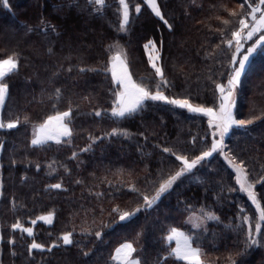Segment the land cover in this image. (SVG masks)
Listing matches in <instances>:
<instances>
[{
    "label": "trees",
    "instance_id": "1",
    "mask_svg": "<svg viewBox=\"0 0 264 264\" xmlns=\"http://www.w3.org/2000/svg\"><path fill=\"white\" fill-rule=\"evenodd\" d=\"M77 2L84 11L67 4V0H9L10 8L4 7L0 0V58L14 50L21 55L19 70L4 79L9 92L3 118L19 117L21 123L13 129H0V140L5 145L0 151L4 192L0 199V231L5 238L0 242V261L3 264H119L112 259L115 249L125 241H132L137 249L134 256L139 255L142 264L145 259L153 264L158 251L166 253L169 245L173 247L164 239L168 228L173 226L200 236L198 243L204 249L202 258L207 264H230V253L237 264L241 261L264 264V247L253 246L246 255H237L243 248V231L238 234L226 225L236 224L241 215H251L255 223L258 213L247 195L239 191L234 170L224 155L217 153L198 166L191 176L174 185L152 209L142 210L111 228H103L102 239L80 231L90 227L100 230L101 220L112 223L116 219L112 212L115 205L130 209L142 203L139 194L126 187L127 183L134 182L142 191H150L149 180L157 179L159 169L168 172L178 167L175 158L164 153L160 146L198 154L205 147L201 138L209 132L204 114L162 101H146V106L133 116H112L107 110L113 106L117 88L111 72L81 71L80 67L110 68L113 53L126 52L133 79L155 91L158 77L149 64L144 44L155 39L160 46L162 38L161 60L170 85L161 90L169 96H187L194 104L217 106L218 91L213 81L223 79L220 73L226 69L219 65H226L227 57H221L214 49L220 36L213 32L222 26L214 17L223 13L209 5L232 7L240 0H158L173 30L166 27L145 0H129L130 6L139 3L142 10L139 14L131 12L127 32L119 31L118 0H107L109 6L102 16L92 12L89 0ZM42 19L55 25V30L45 28ZM27 26L37 30L27 32ZM109 45H112L111 51ZM57 88L61 91L59 98L54 95ZM69 101L73 105L71 139L32 145L33 126L43 123L56 111L66 110ZM94 108L105 112L95 116ZM262 111L264 52L258 49L242 74L234 113L237 119L253 115L260 118L246 128L233 127L225 138L228 149L245 160L253 180L264 175ZM25 115L27 121L23 119ZM114 127L127 129L131 135L108 136ZM89 134L101 139L93 142ZM193 136L195 146L191 143ZM210 141L209 136L207 143ZM86 145H90L89 150L80 152ZM73 151L78 153L75 158ZM56 183L63 187H48ZM256 191L264 202V182L256 184ZM186 205L192 206L191 213H200L204 205L219 215L220 221L209 220L206 233L193 229L188 223L191 213ZM241 208L246 211L241 213ZM49 211L54 212L51 224L36 219ZM17 218L25 227H33L39 243L51 244L62 232L73 228L77 243L63 245L61 242L51 251L36 249L34 258L29 257L26 249L32 237L10 227ZM31 220L36 223L33 225ZM141 229L143 234L137 238ZM9 236L16 237L15 245L8 243ZM88 248L92 251L83 256L82 251ZM167 264L187 262L172 257Z\"/></svg>",
    "mask_w": 264,
    "mask_h": 264
},
{
    "label": "snow or ice",
    "instance_id": "2",
    "mask_svg": "<svg viewBox=\"0 0 264 264\" xmlns=\"http://www.w3.org/2000/svg\"><path fill=\"white\" fill-rule=\"evenodd\" d=\"M4 7L10 8L9 0H2ZM92 6V12L99 15H104V9L108 7L107 0H89ZM67 4H74L79 11H84V8L77 2V0H67ZM119 8L117 11L120 13L119 31L127 32L128 25L130 24L131 12L139 14L142 10V5L137 3L134 6H130L129 0H118ZM145 4L152 10V12L160 18V20L166 25L169 30H173V24L165 17L158 0H145ZM202 7V5H201ZM211 9L219 10L223 15H217L214 20L222 25L216 28L213 35L218 34L220 41L214 46L215 50L219 51L221 57H227L226 65L221 63L219 66L226 70L220 73L223 79L219 81H213L215 89L218 91V105L206 106L204 104H194L187 96L181 98L179 96L166 95L161 88L169 87L170 82L165 75V70L161 60V49L163 46V39L160 40V47H157L155 39H150L144 44V48L148 50V59L155 70L158 77L155 84V91H152L148 85L136 82L131 72L129 71L128 62L126 59V52L122 54L121 51H116L110 57V68H89L88 66H81L80 70L90 71H105L111 72V77L116 84L117 90L114 92V98L112 100V107L107 110L112 116L126 118L138 113L146 106V101H162L170 105L179 106L180 108L187 109L192 113H202L207 117V125L209 132L205 134V137L201 138V142L205 144L202 150H199L198 154L190 155L187 151L179 152L175 151L172 147H162L164 153L170 154L178 162V167L165 172L164 169L158 170L156 180H149L151 184L150 191H142L136 186L134 182L127 183L126 187L132 189V191L139 194V199L142 203L136 204L135 207L130 209L121 208L119 205H115L112 212L116 214V219L110 224H105L101 220L98 226L100 230H94V228H81V232L93 233L97 239H102L103 228H111L113 224L117 222L128 221L142 210L147 211L152 209L154 205L161 199L162 196L168 194L170 190L181 182L183 179L192 175L194 170H197L198 166L208 162V158L212 157L214 153L224 155L227 164L234 170L235 182L238 185L239 191L247 194L252 204L255 205V210L258 213L255 223H253V217L251 215H241L238 218L236 224H228L230 230H233L239 234L243 231V248L237 255H246L250 248L253 246L264 247V202L258 197L256 191V184L258 182H264V175L258 177L257 180L250 179L248 171V165L245 160L240 158L238 154L232 153L231 149L225 144V138L229 135L230 129L233 127L246 128L258 120L260 117L251 116L248 119H237L234 113V107L236 104V93L241 84V77L244 73L247 63L250 58L258 51L264 52V0H240L236 6L229 7L227 4H212L209 5ZM213 19V17H209ZM42 24L45 28L55 30V25H51L48 21L42 19ZM38 27V26H37ZM211 28V25L208 26ZM27 32L36 31L37 28L33 26H27ZM250 42V43H249ZM246 44L248 45L246 47ZM109 51L112 49V45L108 46ZM52 51L51 48L48 49ZM155 53V54H153ZM211 55V54H209ZM21 55L17 51H12L5 58H0V129H13L21 123V119L5 120L2 115V110L5 106L6 98L9 92V85L4 82L6 76L10 73L19 70ZM211 71V70H209ZM211 79V77H209ZM54 95L59 98L61 91L59 88L55 89ZM85 99H88L85 97ZM78 108L79 105H76ZM105 112L102 108H94L93 114L95 116H101ZM73 115V105L69 101V105L64 111H56L54 115H49L38 126H34L33 138L31 140L32 145H40L48 140L60 141L61 137H68L69 140L72 137L73 129L70 127L71 118ZM261 116H264V111L261 112ZM24 121L28 120V116L23 117ZM38 129V131H37ZM115 135H131L127 129L112 128L108 136ZM144 136V133H140ZM211 137L210 144L207 143V137ZM91 141H97L101 137H93L89 134ZM147 139V137H145ZM193 146L196 144V137L191 138ZM4 142L0 140V151L4 149ZM90 145H86L80 152L89 150ZM227 149V152L225 151ZM78 153L72 152V157H76ZM231 156V158H229ZM15 163V161H12ZM2 167V165H0ZM39 168L40 165L36 164ZM49 167H52L51 163ZM261 169L264 170V164L261 165ZM55 171V168H52ZM123 182V181H122ZM203 182V181H202ZM50 188L61 189L63 185L56 183L49 185ZM233 189L229 187V192ZM4 195L3 192V179L0 177V197ZM219 199V197H218ZM13 204H15V198H13ZM191 205H186V210L191 213ZM246 210L241 208L240 212L244 213ZM53 211H49L46 215H41L36 219L45 220L47 223H52ZM195 217V221H193ZM31 219V218H29ZM220 221L219 215L213 211H209L204 205H201V211L199 214L191 213L188 223L193 229H200L206 233L208 229V221ZM34 225L36 220H31ZM95 222H93L94 224ZM11 229H18L21 233H27L29 237H32L31 243L27 246V255L33 257L34 250H48L57 247L62 242L63 245H72L77 243L73 238V231H64L60 234L57 240L51 241V244L39 243L34 237L33 227H25V224L17 218L15 223L10 225ZM2 228V226H0ZM143 234V229L137 232V238ZM3 232L0 231V242L4 241ZM166 241L175 240V247L169 245V250L166 253H156V258L153 264H167L168 258L175 257L178 261L187 262V264H207V261L202 257L205 255L204 249L199 246L198 241L200 236L195 232L189 234L183 231L179 227L170 226L167 230V235L164 237ZM240 241H238L239 243ZM8 243L15 245L16 237L9 236ZM14 251V250H13ZM92 251L88 248L86 251H82L83 256H88ZM137 252L136 247L132 241H125L115 249V254L112 257L113 260L120 262V264H142V260L139 255L134 256ZM15 254V253H14ZM230 264H237L235 259H231ZM43 260V257H41ZM0 264H3L0 261ZM30 264V262H29ZM143 264H148L147 259L143 261ZM241 264L243 262L241 261Z\"/></svg>",
    "mask_w": 264,
    "mask_h": 264
},
{
    "label": "rangeland",
    "instance_id": "3",
    "mask_svg": "<svg viewBox=\"0 0 264 264\" xmlns=\"http://www.w3.org/2000/svg\"><path fill=\"white\" fill-rule=\"evenodd\" d=\"M157 47L159 48L160 46L157 44ZM246 47H247V45H246ZM145 52H146V56H147V58H148V50H146L145 49ZM123 54V53H122ZM153 54H155V53H153ZM251 59V58H250ZM148 61H149V59H148ZM149 64H150V66L152 67V65H151V63L149 62ZM248 65H249V62L247 63V66H246V68L248 67ZM154 70V69H153ZM246 70V69H245ZM154 72H155V70H154ZM156 74V73H155ZM241 79H242V77H241ZM235 108V107H234ZM39 125V124H38ZM38 125H35V126H38ZM33 129H34V126H33ZM37 131H38V129H37ZM32 133H33V135H34V132L32 131ZM68 137H61V139H60V141L59 142H61V141H63V140H65V139H67ZM48 141H55V140H48ZM48 141H46V142H48ZM55 142H57V141H55ZM41 145V144H40ZM36 146H38V145H36ZM246 194V193H245ZM247 195V194H246ZM248 197V196H247ZM0 199H1V197H0ZM249 199V198H248ZM250 200V199H249ZM251 201V200H250ZM254 207H255V205H254ZM196 214H199V213H196ZM190 217V216H189ZM189 217H188V220H189ZM41 221H44V222H46L47 223V221H45V220H41ZM193 221H195V217H193ZM1 224V223H0ZM169 243H172L173 244V248L175 247V240L173 239L172 241H169ZM115 254V253H114Z\"/></svg>",
    "mask_w": 264,
    "mask_h": 264
},
{
    "label": "crops",
    "instance_id": "4",
    "mask_svg": "<svg viewBox=\"0 0 264 264\" xmlns=\"http://www.w3.org/2000/svg\"><path fill=\"white\" fill-rule=\"evenodd\" d=\"M118 262V261H117ZM120 264V262H118Z\"/></svg>",
    "mask_w": 264,
    "mask_h": 264
}]
</instances>
